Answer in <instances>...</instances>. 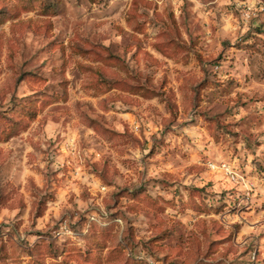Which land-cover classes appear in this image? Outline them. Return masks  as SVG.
<instances>
[{
	"label": "rangeland",
	"instance_id": "rangeland-1",
	"mask_svg": "<svg viewBox=\"0 0 264 264\" xmlns=\"http://www.w3.org/2000/svg\"><path fill=\"white\" fill-rule=\"evenodd\" d=\"M0 264H264V0H0Z\"/></svg>",
	"mask_w": 264,
	"mask_h": 264
},
{
	"label": "built area",
	"instance_id": "built-area-1",
	"mask_svg": "<svg viewBox=\"0 0 264 264\" xmlns=\"http://www.w3.org/2000/svg\"><path fill=\"white\" fill-rule=\"evenodd\" d=\"M225 170H226L228 173L232 174V172H231V170L229 169V167L225 168Z\"/></svg>",
	"mask_w": 264,
	"mask_h": 264
}]
</instances>
